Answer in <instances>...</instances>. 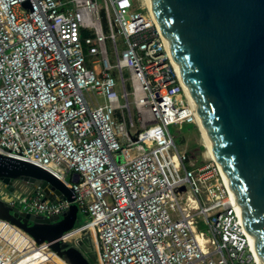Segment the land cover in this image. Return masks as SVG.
Wrapping results in <instances>:
<instances>
[{"label": "built area", "instance_id": "2783aa9c", "mask_svg": "<svg viewBox=\"0 0 264 264\" xmlns=\"http://www.w3.org/2000/svg\"><path fill=\"white\" fill-rule=\"evenodd\" d=\"M134 2L0 0V154L73 190L87 222L61 240L86 256L89 232L98 264H257L219 166L176 147L170 127L196 116L157 21ZM127 84L150 116L132 136ZM27 184L0 181V200L50 218L70 208ZM11 225L0 219V264L55 255Z\"/></svg>", "mask_w": 264, "mask_h": 264}, {"label": "water", "instance_id": "95a60500", "mask_svg": "<svg viewBox=\"0 0 264 264\" xmlns=\"http://www.w3.org/2000/svg\"><path fill=\"white\" fill-rule=\"evenodd\" d=\"M150 2L264 262V0ZM13 180L40 188L45 201L71 205L50 218L0 200V219L47 244L66 264H91L61 240L81 217L73 190L36 165L0 154V181L12 191Z\"/></svg>", "mask_w": 264, "mask_h": 264}, {"label": "rangeland", "instance_id": "374dc122", "mask_svg": "<svg viewBox=\"0 0 264 264\" xmlns=\"http://www.w3.org/2000/svg\"><path fill=\"white\" fill-rule=\"evenodd\" d=\"M132 1L135 7V2L134 0ZM110 50L111 48L109 47V51ZM124 75L125 77L128 76V72L126 70L124 71ZM127 90L130 94L128 98V102L130 104L128 115L130 117V120L133 122V125H128V133L130 136H132L142 128L144 119L148 122L150 121V116L147 111L142 110L137 106L133 95H131L133 89L129 84H127ZM170 129L175 139L176 147L181 151L187 152L190 156L191 162L196 166L205 165L206 163H208V161L212 160L205 154L206 150L204 145L202 144L197 126L187 123L182 126L173 125L170 127ZM67 181L72 182L70 176L67 177ZM86 222V218L84 216H81L77 222V226ZM95 247L96 244L94 239L92 238L90 233L87 232L83 240V252L86 254V257L91 264H98ZM43 263L45 264L46 261Z\"/></svg>", "mask_w": 264, "mask_h": 264}, {"label": "bare ground", "instance_id": "6f19581e", "mask_svg": "<svg viewBox=\"0 0 264 264\" xmlns=\"http://www.w3.org/2000/svg\"><path fill=\"white\" fill-rule=\"evenodd\" d=\"M143 1L145 3L146 7L151 12V14L154 17V19L158 23V20L156 18V15H155V12H154V9H153V7L151 5L150 0H143ZM164 40H165V43H166V46H167L168 50H170V47H169V44H168L167 40L166 39H164ZM172 59H173V64L175 66L176 72H177V74L180 77V81H181V83H182V85L184 87V90H185V92L187 94V97L189 99V103L192 106V100H191V97L189 96L188 89H187V85H186L185 81L183 80V78L181 77V74L179 73V71H178V69H177V67L175 65L174 58H172ZM193 111H194V109H193ZM194 113H195V116H196V118H195V126H197V129H198V131L200 133V137H201L202 144L204 145L205 150H206V153L205 152L204 153L209 158H211L213 161L216 162V164L219 166V169H220V171H221V173H222V175H223V177L225 179L222 166H221V164L218 161V157L216 155V150L212 146V144H211V142H210V140L208 138L207 130L205 129V126L203 124L202 117L200 116L199 113H196L195 111H194ZM226 182L228 184V181L227 180H226ZM231 194L233 196L232 191H231ZM239 212H240L241 217H242V220H243L242 212L240 210H239ZM243 223L245 224L244 220H243ZM245 226H246V224H245ZM10 227H12V229L14 230V232L13 231L12 232H13V236L14 237H17L16 239L19 240L21 238L23 241L32 242L31 240H33V238L30 235H28L25 231H23L21 228H19L16 225H13V224ZM246 232L248 233V235L250 237L251 246H252V253H253V256L255 258V262L257 264H264V262H262L261 259H260L257 246L253 242L252 237H251V235H250L247 227H246ZM24 249H26V248H24ZM46 256H47V258H46ZM45 261H46L45 264H66L61 259H59L57 256H55L53 254H48L46 252L45 253H42L40 249H31L30 252L27 255L24 256V260L21 263H19V264H44L43 262H45Z\"/></svg>", "mask_w": 264, "mask_h": 264}]
</instances>
